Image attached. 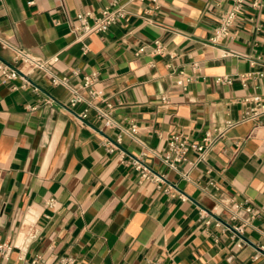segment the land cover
<instances>
[{
	"label": "crops",
	"instance_id": "0c3cea01",
	"mask_svg": "<svg viewBox=\"0 0 264 264\" xmlns=\"http://www.w3.org/2000/svg\"><path fill=\"white\" fill-rule=\"evenodd\" d=\"M109 1L0 0V38L56 55L50 71L72 85L95 72L116 122L104 126L93 110L78 119L83 104L67 108L68 88L0 43L19 70L0 74V240L11 246L0 264H264V115L244 119L243 102H264V0H245L215 44L231 0H121L123 18L78 38L76 14ZM207 131L220 135L188 178L162 162L172 135L200 143ZM141 152L163 181L139 177L131 159Z\"/></svg>",
	"mask_w": 264,
	"mask_h": 264
},
{
	"label": "built area",
	"instance_id": "2783aa9c",
	"mask_svg": "<svg viewBox=\"0 0 264 264\" xmlns=\"http://www.w3.org/2000/svg\"><path fill=\"white\" fill-rule=\"evenodd\" d=\"M245 0H231V5L229 8H226L220 14L218 18V25L216 26L214 34L209 38L211 43H217L219 40L227 37L230 34V29L234 24L237 16L242 11L244 7ZM127 2H122L121 0H110L109 3L103 7L98 14H93L90 11H80L76 14L77 24L73 27L75 31L78 32V38L83 35L92 32H106L108 28L117 22L119 19L123 18L127 12L126 8ZM252 7H258V0H250ZM0 43L3 47H9L14 52L13 60L14 62H20L28 67H36L43 69L51 74L52 84L53 85H63L68 88L70 96L67 101V108L72 109L78 104H83V108L80 112L75 114L78 119L85 118L88 116L90 110H93L96 118L102 121L103 125L106 127H113L116 125L112 117L113 106L107 102L103 96V89L97 86V76L95 72L90 74H85L82 77V82L78 85H72L69 83L68 76H58L50 71V64L57 61V56H51L49 58H39L31 56L28 52L21 48H16L4 42L0 38ZM84 51L86 48H83ZM160 52L161 48H156ZM0 74L4 79L15 78L19 74V70L14 66L0 58ZM262 75V74H260ZM189 79H186L188 81ZM217 81L220 82H230V78L227 76L218 77ZM184 80L179 78L177 84L183 85ZM243 102L248 104V109L245 112L244 119H250L254 121H259L261 115H264V102H262L261 96L258 94L248 95L243 98ZM231 123L227 124L230 125ZM134 125L131 126L130 130L133 131ZM220 134L213 135L211 132L207 131L202 138V142H188L185 138L180 135H172L168 142L167 147L164 150V153L161 156L162 162L168 166L170 169L175 170L181 178H188L189 170L196 164L198 160L203 158L205 152L213 143V141ZM111 145L109 150H112ZM190 150H195L198 152L196 160L188 159V152ZM145 152H141L138 156H135L131 159V164L139 174V177L142 179H149L153 181H163V177L155 173L143 160ZM182 162L188 163V168L186 170L179 169L178 165ZM48 206L54 205V199L49 198L46 201ZM220 206V203H216L212 210L217 209ZM234 209L240 207L236 202L232 204ZM248 212L253 210L250 207L245 208ZM202 215V213H201ZM236 214L233 212L231 218L234 219ZM217 225H220V221H216ZM233 229L242 234L243 224L233 226ZM241 244L238 243V246ZM11 246L5 244L0 240V254L4 258H8L10 253ZM74 258L72 256H61L56 261L51 264H73ZM26 264H48L43 262L39 256H34Z\"/></svg>",
	"mask_w": 264,
	"mask_h": 264
}]
</instances>
